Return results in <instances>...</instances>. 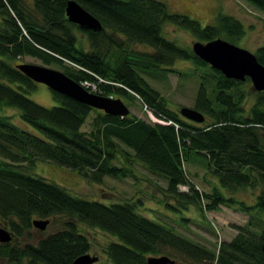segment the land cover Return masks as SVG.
Listing matches in <instances>:
<instances>
[{
    "label": "trees",
    "instance_id": "1",
    "mask_svg": "<svg viewBox=\"0 0 264 264\" xmlns=\"http://www.w3.org/2000/svg\"><path fill=\"white\" fill-rule=\"evenodd\" d=\"M28 1L0 0V221L11 240L31 230L33 219L51 223L60 217L63 227L42 232L34 243L0 242V264H72L91 248L78 223L117 239L103 249L106 264H147L148 256L160 255L173 264H264V220L253 218L264 212V92H258L245 110L246 90L241 84L250 81L248 77L244 82L226 78L196 57L191 47H178L161 36L163 24L172 22L190 30L198 41L221 35L237 39L244 25L221 14L210 25L200 26L191 17L171 12L162 0H76L100 21L102 27L93 32L67 21L66 0ZM246 1L264 12V0ZM75 31L86 35L89 48ZM117 34L152 51L125 49ZM253 54L264 66V44ZM25 55L40 59L42 65H60L75 83H93L96 94L123 103L124 96L129 107L137 100L144 111L148 108L160 121L170 122L146 121L131 112L123 117L108 115L48 86L55 105L35 103L26 94L39 82L14 66ZM180 59L201 70L192 109L202 113L203 123L170 110L165 97L143 75L155 68L176 73L170 66ZM204 85H209L212 98ZM7 109L17 110L18 118L36 134L16 126ZM90 112L94 115L90 129L83 130ZM191 159L204 162L226 192L261 186L255 203L227 196L214 186L208 193L196 189L184 168ZM38 160L75 170L100 185L105 176L134 178L129 165L134 162L167 179L163 193L173 197L178 207H170L175 212L192 205L203 214L218 211L222 204L244 212L249 220L241 228L236 226L230 242L219 243L217 251L208 250L177 234L172 226L143 217L136 202L80 199L43 176L30 174ZM179 185L188 186L187 192ZM254 226L259 229L254 231Z\"/></svg>",
    "mask_w": 264,
    "mask_h": 264
},
{
    "label": "rangeland",
    "instance_id": "2",
    "mask_svg": "<svg viewBox=\"0 0 264 264\" xmlns=\"http://www.w3.org/2000/svg\"><path fill=\"white\" fill-rule=\"evenodd\" d=\"M28 1V0H27ZM165 2V5L168 6L171 12L176 11V13L184 14L187 17H191L197 20L200 26H205L206 24L210 25L215 22L216 16L224 11L221 8V4H224L225 12L228 14H235L239 18L243 17V23L247 25L248 31L241 38L231 39L227 35H221L225 40L230 41V43L245 48L251 53H253V46L256 43L264 42V12H260L257 7L253 4L244 3L246 7H243L242 4H238L235 0H162ZM29 2V1H28ZM237 5H235L234 3ZM221 3V4H219ZM31 4V2H29ZM29 6V5H28ZM238 8H237V7ZM240 6V7H239ZM30 8V7H29ZM218 13V14H217ZM162 35L168 41L172 40L177 43L178 47H189L195 37L191 35V31L182 28L181 26H176L172 22L163 24ZM109 31V30H108ZM79 40L84 43V48H89L88 42L85 41L86 35L80 31H75ZM110 32V31H109ZM116 39L118 41H123L125 49H132L136 52H151L152 49L146 47L144 44H136L125 40L122 35L117 34ZM220 37V38H221ZM18 62H27L31 64H40L42 61L36 57L25 55ZM45 65V64H44ZM43 65V66H44ZM53 70L62 71V67L57 64L45 65ZM173 69H176L178 72H169L162 68L152 69L149 73L145 72L146 81L151 84L156 90H159L168 105L170 110L179 113V108L183 106L192 107L194 106L195 96L198 91V86L202 82L200 76V68H194L191 63L187 60H176L175 63L170 66ZM206 71H209L208 68ZM149 75V76H148ZM101 81V80H99ZM251 81H245L244 84H241V88L246 90L245 93V103L243 107L246 109L249 108L251 104H254L257 91L253 89V86L250 85ZM35 90L27 93L26 96L37 102L42 106L50 107L55 105V101L50 95V89L42 83H35ZM207 90L209 98H212V94L209 85H204ZM96 88V87H95ZM89 89V88H88ZM90 90V89H89ZM97 90V89H96ZM260 93V92H259ZM124 103L127 102V98L123 96ZM128 112L133 115L143 118L146 121L153 120L155 122H161L160 119L155 118L152 115V112L148 110L144 111L142 105L135 100L130 107L128 106ZM6 113L12 118L13 123L18 126L20 129L25 131H31L35 133V130L31 128L28 124H25L20 118H18V111L13 109H7ZM180 114V113H179ZM89 118L82 125L83 130L89 131L90 126L89 122L92 120L93 112H90ZM181 116V114H180ZM182 117V116H181ZM152 122V121H151ZM201 124V123H197ZM36 134V133H35ZM192 161L185 162V173L187 174L189 181L194 184L196 189H199L201 192L208 193L213 186L220 192L235 196L237 200L241 199L247 202L249 205L255 203L256 195L260 192V187L255 188H243L235 190L233 192L224 191L223 187L217 182L214 174L207 172L208 170L204 166L202 161ZM118 162L117 164H119ZM131 168L134 169L135 177H126L121 178H111L105 176L102 185L97 183H91L89 180L80 177L79 173L75 170H69L68 168L57 166L53 162H47L43 160H38L34 163V166L30 168V174H37V176H43L45 179L52 181L58 186L66 189L69 194H73L80 199L88 200H97L102 204H113L114 202H124L132 201L137 205L138 211L143 215V217H148L154 219V221H159L164 223L166 226H172L176 233L182 236L187 237V239H192L196 241L197 244L206 246L208 250H218L219 243L222 241L230 242L233 236L235 235L237 229L241 228L249 220V216L244 212H237L233 208H227L225 205H220L219 210H209L203 211V214L196 209L195 206H187L182 210L175 212L170 205H174L175 208L178 206L175 205L174 200L170 195H165L163 192L166 187L167 179L162 175L152 174L147 168L139 165L137 163H131ZM178 189L180 191L187 192L188 186L179 185ZM204 215V216H203ZM254 214L253 218L264 220V212L256 217ZM63 218L56 217L52 219V222L48 221L46 228L42 231H39L38 228L33 227L31 230H23V234L18 239H13L11 242H18L23 245L25 242L34 243L40 235L43 233H52V231L62 229L63 227ZM258 221V220H257ZM262 222V221H261ZM262 223H259L262 226ZM0 226L7 228L5 224L0 221ZM255 230L259 228L254 226L252 227ZM79 231L87 236L88 241H90L91 248L89 249V254L93 257L97 256L96 262L106 264L104 255V248L106 245L112 241L116 242L117 239H114L113 236L96 228L92 229L91 227L78 223ZM27 231V232H25ZM29 235V236H28ZM10 242V243H11Z\"/></svg>",
    "mask_w": 264,
    "mask_h": 264
},
{
    "label": "water",
    "instance_id": "3",
    "mask_svg": "<svg viewBox=\"0 0 264 264\" xmlns=\"http://www.w3.org/2000/svg\"><path fill=\"white\" fill-rule=\"evenodd\" d=\"M67 21L81 27L82 30L98 31L102 27L99 20L94 18L87 10H83L76 0H66L64 8ZM192 52L200 60L208 63L211 68L217 69L221 75L232 80L244 81L248 77L251 86L257 92H264V66L257 60L251 51L231 44L230 41L216 37L211 41L195 40L190 44ZM14 66L21 71L22 75L28 76L32 81L48 86L54 92L74 99L77 103L86 104L97 110H102L108 115H118L123 117L128 115V106L120 98L107 97L105 95L87 92L85 88L75 83L72 78L63 74L60 70H53L48 66L31 64L27 62L16 63ZM181 116L192 122H204L200 111L183 106L178 109ZM34 227L42 231L49 223L48 220L33 219ZM6 228L0 226V242H10L11 236ZM97 256L93 257L89 253L78 256L72 264H95ZM174 260L164 255L148 256L147 264H173Z\"/></svg>",
    "mask_w": 264,
    "mask_h": 264
},
{
    "label": "flooded vegetation",
    "instance_id": "4",
    "mask_svg": "<svg viewBox=\"0 0 264 264\" xmlns=\"http://www.w3.org/2000/svg\"><path fill=\"white\" fill-rule=\"evenodd\" d=\"M235 2L236 3H238V4H242V6L243 7H246L245 5H244V3H247L248 4V2L246 1V0H235ZM234 3V2H233ZM236 3H234L235 5H237ZM219 4H221V3H219ZM237 7V6H236ZM240 7V6H239ZM221 8H222V10L224 11L223 13H217L218 15L217 16H220L221 14L223 15H229V16H233V17H235L236 19H238L239 20V22L240 23H242L243 25H244V23H243V17H241V18H239V16H237V15H235V14H228V13H226L225 12V7H224V4H221ZM238 8V7H237ZM217 16H216V18H217ZM216 18H215V20H216ZM247 31H248V29H245L244 28V31H243V35H242V37L245 35V33H247ZM222 38V37H221ZM247 78V77H246Z\"/></svg>",
    "mask_w": 264,
    "mask_h": 264
},
{
    "label": "built area",
    "instance_id": "5",
    "mask_svg": "<svg viewBox=\"0 0 264 264\" xmlns=\"http://www.w3.org/2000/svg\"><path fill=\"white\" fill-rule=\"evenodd\" d=\"M25 30L23 29V31H22V34H25V32H24ZM25 35H27V34H25ZM80 84H82L83 86H85V88L87 89V88H89L91 91H97L96 90V88H95V85L93 84V83H90V82H85V81H82ZM148 108H146V110H147ZM145 110V111H146ZM151 116H154L153 114L151 115ZM155 117V116H154ZM156 118V117H155ZM164 123H169V122H165V121H163Z\"/></svg>",
    "mask_w": 264,
    "mask_h": 264
},
{
    "label": "crops",
    "instance_id": "6",
    "mask_svg": "<svg viewBox=\"0 0 264 264\" xmlns=\"http://www.w3.org/2000/svg\"><path fill=\"white\" fill-rule=\"evenodd\" d=\"M244 28L245 29H248L247 28V25L244 23ZM263 44H264V42L261 44V42H259V43H256L254 46H253V50H255L256 51V49L259 47V46H263ZM254 52V51H253Z\"/></svg>",
    "mask_w": 264,
    "mask_h": 264
},
{
    "label": "bare ground",
    "instance_id": "7",
    "mask_svg": "<svg viewBox=\"0 0 264 264\" xmlns=\"http://www.w3.org/2000/svg\"><path fill=\"white\" fill-rule=\"evenodd\" d=\"M257 50V49H256Z\"/></svg>",
    "mask_w": 264,
    "mask_h": 264
}]
</instances>
